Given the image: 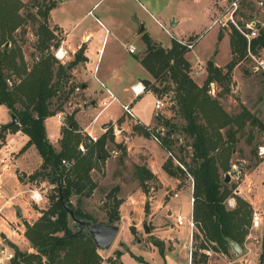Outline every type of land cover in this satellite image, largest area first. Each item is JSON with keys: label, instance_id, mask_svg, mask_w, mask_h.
Listing matches in <instances>:
<instances>
[{"label": "trees", "instance_id": "1", "mask_svg": "<svg viewBox=\"0 0 264 264\" xmlns=\"http://www.w3.org/2000/svg\"><path fill=\"white\" fill-rule=\"evenodd\" d=\"M54 5L53 0H31L28 3L23 0H0V105H5L18 118L16 123L0 126V148L9 133L23 131L30 138L23 149L34 144L43 158L40 170L31 178H46L54 185L49 195V206L32 224L26 223L25 236L35 251H23L13 245L14 253L8 264H125L119 260L122 251L104 257L86 232L68 237L75 232V228L67 208L73 209L78 218L96 222L92 215L82 211L71 200L75 196L89 197L98 187L91 172L100 161L99 156L106 157V142L114 137L103 134L97 141L88 142L81 136L74 113L69 115V122L62 129L59 150L48 137L45 120L63 109L73 95L74 87H83L81 83L74 87L69 84L71 67L86 60L83 48L69 64H63L56 58L54 50L59 47L62 37L58 35V28L50 25V11ZM32 8H37V11L24 12ZM30 19L38 22L36 49L39 54L32 64L26 59L22 43L17 39L18 32H27ZM229 36L231 60L225 66H218L209 60L207 78L199 85L190 74L191 64L186 55L191 49L186 44L172 37V46L165 49L154 46L148 34L143 35L148 52L141 63L155 80L175 84L178 113L185 120L182 132L190 140L187 144L191 147L189 161L173 153L174 135H157L142 123L134 126L143 134H155L161 145L172 153L163 165L168 175L193 179V218L205 240L201 248L211 243L216 251L224 253L232 249L226 238L243 247L252 227L254 212L253 204L236 194L237 184L227 181L226 175L232 169L233 155L241 134L254 127L264 133V121L245 105L238 113H230L221 103L220 97L231 91L233 70L247 56L246 38L235 27H232ZM198 37L193 38L195 42ZM222 38L223 33L220 32L219 40ZM252 50L254 53L264 50V26L252 40ZM144 81L151 85L150 80ZM211 82L218 83L222 88L216 96L209 92ZM67 86L70 89L66 90ZM169 88L170 85H165L163 89L154 87L149 90L159 95ZM55 102L58 105L53 108ZM123 118L121 116L119 120ZM174 127L171 124V128ZM82 141L86 146L85 152L79 149ZM187 145L182 150H186ZM63 160L69 165L63 164ZM143 171L146 178L154 177L151 171ZM230 197L235 199L234 207L227 205ZM120 202L116 200L115 208H119ZM152 243L165 256L164 241L154 239ZM196 255L197 252H192V262ZM204 257L206 260V255Z\"/></svg>", "mask_w": 264, "mask_h": 264}, {"label": "rangeland", "instance_id": "2", "mask_svg": "<svg viewBox=\"0 0 264 264\" xmlns=\"http://www.w3.org/2000/svg\"><path fill=\"white\" fill-rule=\"evenodd\" d=\"M218 3L216 5H218V12H220L225 4L219 5ZM240 3L238 22L241 25L254 18L264 21V16L256 8L253 0H240ZM207 4L208 0H203L202 5L204 8L202 10L197 9L194 13L189 11L192 9L189 6L181 7L179 10L183 20V27L196 31L202 30L205 26L207 27L211 18L210 12L207 10ZM169 7L175 11L178 9V4L174 1ZM192 10H195V8ZM29 11L35 12L37 8L28 9L24 12L28 13ZM218 12L216 11L215 18L218 16ZM37 27L38 22L30 19L26 26L27 32L25 34L18 32L17 34V39L22 43L25 57L30 64L34 62L39 54L36 49L38 41ZM218 29L224 35L231 33L229 29L219 28L218 26H214L212 29L206 28L204 32V36H206L196 52H193L195 53L192 55L194 61H200L201 59L196 56H204L214 43L215 47L218 48L216 60L222 63L229 60L230 45L228 40L221 39L219 44L214 42ZM58 35L61 37L60 33ZM161 36L164 39L169 38L165 32ZM188 39L189 37L183 38L185 41ZM147 52L148 50L145 53L138 54V57L145 56ZM254 55L255 58L246 56L235 67L232 73L231 91L220 97V100L224 108L230 113H238L242 109V105H245L264 121V70L254 71V66L264 58V51L260 50L259 53H254ZM67 63L65 61L63 64ZM191 71H193L192 73L190 72L193 77L201 69L196 66ZM71 76L72 74L70 73ZM144 80L143 83L147 86L148 91L151 92L153 91L149 90V88L163 89L165 85H170L169 90L164 93L158 95L153 92L157 99H163L166 102V106L163 109H155V101L149 94H145L140 98L138 107H140V114L145 121L154 122L153 125L148 126L152 133L165 135L166 131L173 130L172 135H174L173 137L176 141L173 144V153L177 157L181 156L189 161L188 153L191 152V147L187 144H189L190 140L185 138V134L182 132L181 127L185 124V120L178 113V104L174 92L175 84L172 81H161L151 78L148 79L151 81V85H147ZM70 83L73 87L80 84L73 78L69 80ZM68 89H70L69 86L66 87V90ZM221 90L222 88L217 83L216 93H211V95L216 96ZM72 94L76 96H70L68 102L63 105V109L57 113L66 112V123L69 122V115L72 113H74V117L75 114L78 115L80 118L79 122L77 121L78 128L83 137V123H86L87 120L88 122L91 121V116L88 119H86V116L84 118L85 112L82 105L72 108L73 106L69 103L71 100L79 103L82 98L81 94H83L82 88L77 89V87H74ZM57 105L58 103L55 102L53 108H56ZM77 109L78 112L76 113ZM123 109L117 100H113L104 108L96 130L99 131L102 120L115 119L111 123V129H104L101 134H110L114 138L107 140L105 146L106 157L102 158L99 156L100 161H98L96 168L91 172L94 181L98 183V187L89 197L75 196L71 200L74 205H79L82 211L92 215L96 222H111L120 226V231L112 246L105 250L99 249L100 253L107 257L115 255L117 251H122L123 255L119 260H122L125 264H260L261 262L264 264V218L260 227H251L243 245L244 250L240 254H237L232 249L227 253L216 251L211 246V243L206 248H201V244L205 240L197 226H195L192 234L188 223L179 227L176 225L174 217L171 216V213L167 214V212L173 210L175 213L178 210L183 215H186L187 218H190L191 212H193V181L189 176L178 179L164 171L163 165L169 159V151L152 136V133L146 135L136 130L134 126L139 122H136L133 119V115ZM91 110H94L93 114H95L99 112L100 107L96 105ZM123 111L124 114L122 116L125 119L121 121L118 117ZM166 121H168V124H166ZM52 123L55 124V121L49 119L48 124L51 125ZM171 124L175 125L173 129ZM64 126L66 125L62 126L61 133ZM53 132L51 130V133ZM186 145L187 149L182 150ZM260 147H264V133L256 127L251 130H245L236 146L232 169L228 173L231 174L229 182L237 184L236 194L238 193V195L248 200L255 197L258 207L257 211L264 215V154H260ZM26 149H22L21 152ZM238 162L244 163V166L238 165ZM233 167L240 169L239 176L232 172ZM143 169L151 171L154 177L146 178V173ZM248 172H255V174L251 176L250 180L245 181ZM32 174L28 178L26 175H22L21 178L26 177V179L39 186V180L32 179ZM144 179H146L145 185H142ZM42 180H46V178L40 179V181ZM53 187L54 185L49 182H46L42 187L41 191L44 200L37 206L42 212L50 204L49 195L53 192ZM190 195L192 198L190 197L189 201ZM116 200L121 201L119 208H115ZM168 203H170L169 206ZM227 205L228 207H234L235 199L230 197ZM146 206L148 210H146ZM115 211L118 212L117 215H115ZM40 216H37L34 210L32 218L24 217L27 223L32 224ZM112 217H118V219H112ZM145 225L148 226L149 232L146 231ZM167 230L168 234L175 235L174 240L168 239ZM154 239L164 241L165 256H162L158 251V247L152 243ZM9 244L18 246L11 242ZM18 247L26 251V248ZM205 249H209L211 253L206 254ZM31 251H35L34 248ZM194 251L197 252V255L192 262L191 254ZM205 255L207 257L206 260ZM9 261L6 260L5 263Z\"/></svg>", "mask_w": 264, "mask_h": 264}, {"label": "crops", "instance_id": "3", "mask_svg": "<svg viewBox=\"0 0 264 264\" xmlns=\"http://www.w3.org/2000/svg\"><path fill=\"white\" fill-rule=\"evenodd\" d=\"M30 2L31 0H23ZM54 7L50 11V25L57 27L62 37L59 47L67 50L66 61L69 64L76 58L77 52L83 48L85 61H80L71 67L72 78L80 82L83 87V94L78 101L69 102L72 108L82 105L85 112L84 118L91 116V121L83 123V137L88 134L101 136L104 132V126L113 123L115 119L102 120L99 131L96 130L97 123L101 118L103 110L113 100L119 101L120 105H130L133 113V119L136 122L150 126L143 119L138 107V102L145 94H149L155 101L157 97L153 92L145 91L136 95L132 86L138 82L143 83L144 79L153 78L151 73L141 63L142 57L138 54L145 53L148 45L143 39L146 33L149 35L154 46H160L168 49L172 46V37L161 26L170 28L171 32L178 38H192L199 36L195 46L187 53L186 57L191 64V69L199 66L201 71L193 75L194 80L202 85L207 78V62L213 60L218 66H225L232 58L231 47L230 56L227 62L216 60L218 48L215 43L209 48L204 56L197 55L200 61H194V55L200 46L206 28L212 23L218 12V5H223L227 0H208L207 10L210 12L209 25L200 31L186 29L183 27L180 8L189 6L192 13L197 9L202 10L203 0H53ZM174 1L178 4V9L172 10L169 6ZM169 7V8H168ZM219 14V12H218ZM191 16V15H190ZM175 22V26L172 23ZM161 23V24H160ZM212 29V28H208ZM164 32L169 36L168 39L162 38ZM219 29L216 32V44H219ZM228 40L230 45V36L223 34L222 40ZM129 45H135L136 51L131 53ZM58 47V48H59ZM193 71H191L192 73ZM144 84V83H143ZM145 85V84H144ZM73 97L76 95H72ZM77 98V97H76ZM98 105L99 112L93 114L92 107ZM102 106V107H101ZM124 110V109H123ZM92 111V112H91ZM78 112V109L76 113ZM123 113L118 117L120 118ZM53 119L55 124H48V120ZM75 119L79 122L80 118L75 114ZM125 119V117L123 118ZM12 121V114L9 109L0 105V124H7ZM124 121V120H123ZM47 134L52 144L60 149V139L62 138L61 124L56 115L50 116L45 120ZM55 125V126H54ZM51 130L54 132L51 133ZM29 136L19 130L15 133H9L6 141L0 148V250L4 255L14 253V248L9 242L14 243L26 250H33L28 239L25 236L26 218L25 209L33 205L36 215L40 216L42 210L37 208L31 200L32 191L42 193V187L46 180H39V186L29 179L21 178L22 175H29L41 168L43 158L34 144L27 147L25 151L21 150L29 141ZM244 166V165H243ZM256 172V171H255ZM255 172H248L246 179L250 180ZM50 183V182H49ZM250 187V185H249ZM248 187V188H249ZM251 189V187H250ZM43 195V194H42ZM189 196V201H190ZM44 200V199H43ZM255 210H258L257 200H249ZM170 203H168V206ZM191 205V203H190ZM173 211V210H172ZM171 213L168 211L167 214ZM264 217V215H263ZM26 221V222H25ZM120 231V230H119ZM168 234V230L166 231ZM174 234H168V239L174 240ZM163 238H165L163 236ZM244 248L241 247L243 252ZM121 259V258H120ZM8 263V262H6Z\"/></svg>", "mask_w": 264, "mask_h": 264}, {"label": "built area", "instance_id": "4", "mask_svg": "<svg viewBox=\"0 0 264 264\" xmlns=\"http://www.w3.org/2000/svg\"><path fill=\"white\" fill-rule=\"evenodd\" d=\"M256 8L260 11V13H262V15L264 16V0H253ZM241 8V3L240 0H227V2L225 3L222 11L219 12L218 16L216 18H214V20L212 21V23L209 25L208 28H212L214 26H218L219 28H223V29H229L230 31L232 30V27H235L241 34L242 36H244L247 40V57H253L255 58L254 52L252 50V40L258 35L259 33V29L257 27L258 24H260L261 26H264V21L261 19H257L254 18L252 20H250L249 22H246L244 25H241L238 22V16H239V10ZM161 24V23H160ZM161 26L164 28V30L171 36V37H176L170 30V28L164 26L163 24H161ZM180 42H182L183 44H186L188 46V48L193 49L195 46V41H185L181 38L176 37ZM129 51L131 53H134L136 51V47L135 45H129ZM264 51V50H263ZM54 54L56 56V58L58 60H60L61 62H65L66 61V55H67V50H64L62 47H59L57 49L54 50ZM263 69L264 70V58L260 61H258V64H256L254 66V71H259ZM77 89H81V87H77ZM146 87L143 83L138 82L137 84L132 86V90L134 91V93L136 95H140L145 91ZM216 89H217V84L215 82H211L210 84V93L215 94L216 93ZM104 106H107L106 102H103ZM166 106V102L163 99H158L156 102V109L160 110L163 109ZM124 110H126V112H128L129 114L133 115L130 105H123ZM56 117L58 119V121L63 124L66 125V119H67V114L66 112H59L56 114ZM167 133V131L165 132ZM152 136L157 139L158 137L155 134H152ZM85 138H87L88 142H95L98 139V136L96 135H92L91 133L88 135L84 136ZM260 154H264V147H260ZM79 149L82 152L86 151V146L84 141H82L79 144ZM169 155L172 156V153L169 152ZM174 159L176 160V158L174 157ZM63 164L65 165H69V162H67L66 160H63ZM233 172V171H232ZM192 179V178H191ZM193 181V179H192ZM192 187H193V182H192ZM178 196V194H176ZM44 196L42 195V193H37L35 191H32L31 194V200L33 203L35 204H39L41 201H43ZM194 199L192 198V201ZM3 210L2 207H0V212ZM34 207L33 205L28 206L25 209V215L29 218H32L33 213H34ZM171 216L174 217L176 225L179 226H183L186 223L189 224L190 227V232L193 234V230L195 229L196 223L194 221L193 218V212H191V216L190 218H187L186 215H183L182 212H179L178 210L174 213L173 211H171ZM263 214H261L259 211L255 210L253 212V216H252V227H260V225L263 222ZM206 252V254H210L211 251L209 249H205L204 250ZM13 256L12 253L6 254L4 255L3 251L0 250V264H6L5 261L6 260H10V258Z\"/></svg>", "mask_w": 264, "mask_h": 264}, {"label": "water", "instance_id": "5", "mask_svg": "<svg viewBox=\"0 0 264 264\" xmlns=\"http://www.w3.org/2000/svg\"><path fill=\"white\" fill-rule=\"evenodd\" d=\"M172 26H175V22L172 23ZM258 28L261 27L260 24L257 25ZM70 68V67H68ZM18 122V118L16 115L12 114V121L10 123ZM111 123L106 124L104 127L108 128ZM173 130L167 131V134H172ZM238 165L243 166L244 163L238 162ZM240 169L237 167H233V172L236 176H239ZM230 173L226 175L227 181H230ZM70 212V215L74 221L73 227L75 228V232L69 235L68 237H75L79 234L86 232L94 241L96 247L101 250L109 249L113 242L115 241L120 226L114 223H104V222H94L92 220L78 218L73 211V209L67 208ZM146 210L148 207L146 206ZM146 231L149 232V228L145 225ZM234 252L240 254L241 246L234 240L226 238Z\"/></svg>", "mask_w": 264, "mask_h": 264}]
</instances>
